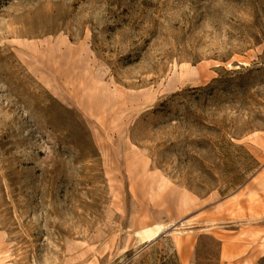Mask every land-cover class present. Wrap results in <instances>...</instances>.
<instances>
[{
	"label": "rangeland",
	"instance_id": "374dc122",
	"mask_svg": "<svg viewBox=\"0 0 264 264\" xmlns=\"http://www.w3.org/2000/svg\"><path fill=\"white\" fill-rule=\"evenodd\" d=\"M0 264H264V0H0Z\"/></svg>",
	"mask_w": 264,
	"mask_h": 264
}]
</instances>
